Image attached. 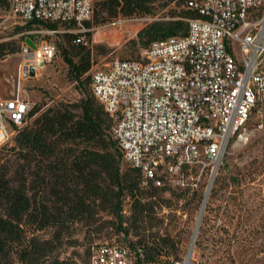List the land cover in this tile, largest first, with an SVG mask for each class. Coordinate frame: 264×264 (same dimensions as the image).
<instances>
[{
    "label": "built area",
    "instance_id": "1",
    "mask_svg": "<svg viewBox=\"0 0 264 264\" xmlns=\"http://www.w3.org/2000/svg\"><path fill=\"white\" fill-rule=\"evenodd\" d=\"M184 7L198 16L181 18L187 31L178 41L154 40L138 59L92 63L89 70L95 99L113 119L112 138L126 145L123 159L138 170L143 188H192L185 172L193 166L210 168L213 179L227 148L249 139L252 115L264 106V0H186ZM93 12V0H9L3 21L37 25L30 35L53 36L63 26L77 34L74 43L86 45ZM34 39L19 48L18 90L0 97V145L13 140L34 109L21 95V81L56 54L53 41ZM87 264L150 262L141 244L104 242L92 248Z\"/></svg>",
    "mask_w": 264,
    "mask_h": 264
},
{
    "label": "trees",
    "instance_id": "2",
    "mask_svg": "<svg viewBox=\"0 0 264 264\" xmlns=\"http://www.w3.org/2000/svg\"><path fill=\"white\" fill-rule=\"evenodd\" d=\"M173 1L186 0H97L94 24L118 15H149L156 3L165 6ZM8 5L9 0H0L4 13ZM179 13L146 24L136 33V41L147 48L154 40L169 41L186 34L187 23L181 18L197 17L198 13L185 7ZM64 36L63 61L84 97L79 104L35 107L29 113L33 121L20 128L12 146L0 148V152L5 149L0 154V264H40L63 244L71 225L81 223L90 235L111 225V217L123 237L131 231L138 237L124 242L141 244L146 260L159 264V258L167 253V239L152 229L160 223L157 209L161 193L168 188H143L138 170H122L125 160L111 135L113 119L91 91V51L74 43L77 34ZM6 49L7 44L0 43V57L16 51ZM88 83L91 94L86 89ZM126 199L130 202L127 216L123 213ZM48 229L52 232L48 238L27 235L30 230ZM97 245L88 248L87 261ZM53 258L51 264H57V255Z\"/></svg>",
    "mask_w": 264,
    "mask_h": 264
},
{
    "label": "rangeland",
    "instance_id": "3",
    "mask_svg": "<svg viewBox=\"0 0 264 264\" xmlns=\"http://www.w3.org/2000/svg\"><path fill=\"white\" fill-rule=\"evenodd\" d=\"M183 10L184 1H173L165 6L156 3V8L149 15H118L100 24H94L92 17L87 26L88 34L85 35L92 63L103 66L116 58H140L145 48L136 41L138 30L155 20L175 18ZM3 18L4 11L0 9V43L7 44L6 51L12 47L16 51L0 57V97H9L18 90L17 68L22 62L19 48L26 38H35L53 41L56 54L51 62L38 65L30 78L21 81V95L34 102V108L38 106L40 110L61 102L79 104L84 93L77 82L68 76V67L62 57V49L67 47L65 28L61 26V32L53 36L42 33L30 35L28 31L39 29L37 25H14L12 21H3ZM176 41L178 39L168 42ZM235 53L239 56L237 48ZM86 89L91 94L89 83ZM33 119L31 117L27 123L30 124ZM250 127L249 139L230 145L213 175L189 264H264V106L260 115H252ZM12 144V141L4 143L0 148L7 149ZM121 167L122 170L130 168L125 161ZM210 177V168L193 166L185 172V183L195 182L196 186H171L161 193L157 209L160 223L152 229L167 239V253L159 258V264L186 256ZM129 207V200H124L123 213L126 216ZM51 233L50 229L30 230L27 235L48 238ZM130 233L128 237H123L113 217L111 225L90 235L81 223H75L65 232L63 244L48 253L49 257L40 264H51L54 255H57V264H86L88 248L104 242L138 238L134 231Z\"/></svg>",
    "mask_w": 264,
    "mask_h": 264
},
{
    "label": "bare ground",
    "instance_id": "4",
    "mask_svg": "<svg viewBox=\"0 0 264 264\" xmlns=\"http://www.w3.org/2000/svg\"><path fill=\"white\" fill-rule=\"evenodd\" d=\"M91 91H92V94L94 95V97L95 98H97V91H96V80H91ZM119 146V148H120V150H121V152H126V145H118ZM212 178L210 179V182H209V184H208V186H207V190H206V192H205V201H204V203L202 204V206H201V211L203 210V207H204V205H205V202H206V199H207V196H208V192H209V189H210V187H211V184H212ZM196 234V233H195Z\"/></svg>",
    "mask_w": 264,
    "mask_h": 264
},
{
    "label": "water",
    "instance_id": "5",
    "mask_svg": "<svg viewBox=\"0 0 264 264\" xmlns=\"http://www.w3.org/2000/svg\"><path fill=\"white\" fill-rule=\"evenodd\" d=\"M40 65H42L41 62H39V66H40ZM33 73H34V70H33V68H31V72H30V74L33 75ZM24 77H26V74H24ZM205 195H206V194H204L203 203H204V201H205ZM203 203H202V204H203ZM201 212H202V211H201V208H200L199 215H198V219H199V217H200V215H201ZM195 231H196V228H195ZM195 231H194V233H193V237L195 236ZM192 247H193V240H192V242H191V244H190V247H189V249H188V252H187V259H189L190 256H191Z\"/></svg>",
    "mask_w": 264,
    "mask_h": 264
}]
</instances>
